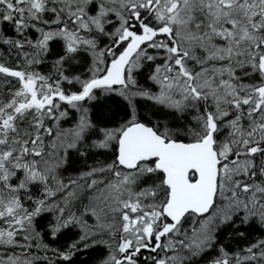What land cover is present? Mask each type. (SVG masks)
I'll list each match as a JSON object with an SVG mask.
<instances>
[{"label": "snow or ice", "instance_id": "snow-or-ice-1", "mask_svg": "<svg viewBox=\"0 0 264 264\" xmlns=\"http://www.w3.org/2000/svg\"><path fill=\"white\" fill-rule=\"evenodd\" d=\"M0 264H264V0H0Z\"/></svg>", "mask_w": 264, "mask_h": 264}]
</instances>
